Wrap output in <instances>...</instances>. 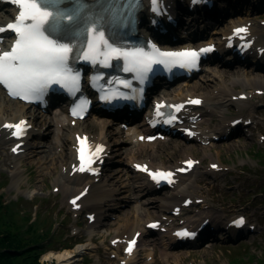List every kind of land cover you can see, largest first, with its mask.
Wrapping results in <instances>:
<instances>
[{
	"label": "rangeland",
	"instance_id": "374dc122",
	"mask_svg": "<svg viewBox=\"0 0 264 264\" xmlns=\"http://www.w3.org/2000/svg\"><path fill=\"white\" fill-rule=\"evenodd\" d=\"M230 7L231 5H228L225 8L229 9ZM245 15L256 21V26H260V29L263 28L262 33L264 34V8L251 10L244 15H236L234 19ZM223 25H219L217 28ZM220 70L226 73L247 71L237 67ZM200 78H195L187 84L196 88L197 92H205L216 89L222 83L221 80L211 78L208 87H205V79ZM223 79L225 83L230 82L227 76H224ZM182 84L183 82L175 84L173 88H177ZM168 88H172V86ZM206 88L208 89L205 90ZM233 88L237 92L242 91L240 85H234ZM222 99L225 100V96L222 95ZM219 100V98L216 99V101ZM253 102L254 104H264V99L254 100ZM244 107L245 105L240 106L234 103L229 106L225 105L202 126H217L220 120L229 115L237 114V111L243 110ZM256 115L259 118L257 124L247 135L234 137L223 142H212L208 147L172 139L167 142H158L152 149L148 150L152 155L144 154L142 157L166 165L183 158L184 154H191L199 158L202 166L194 171L196 173L195 180L191 186L187 187L186 192L203 196L206 205L221 214L244 213L248 218L258 221L263 228L260 231L251 233L244 241L241 240L234 245L212 244V247H201L190 254L179 251L178 253H182V255H180L181 258L178 261H174L172 257L167 259L168 262L163 260L160 248L156 244L157 240L152 243H150V239L144 240L145 245L155 244L153 260L147 264H231V262L232 264H264V172L256 164V159L259 158L260 153L257 150H264V106L257 109ZM44 122L38 125V129L45 126ZM91 129L97 132L96 128L91 127ZM114 134L116 133L113 132L112 135ZM43 136V139H32V143L50 146L45 150L43 149L42 154H50V150L53 148L56 155H58L52 169L46 173H43L37 163V158L40 155L27 156L25 152L24 157L19 162L21 163V174H19L18 181L14 182L10 175L14 159L9 153V147L6 145L0 150V202L3 207V209H0V214L4 215L7 221L12 219L11 223L21 229L24 239L28 242L40 241L44 239L41 238L43 236L48 237L47 240H42L41 243L44 253L41 255L37 250L26 256V261H34L35 256L40 254V264H55V259L47 258L49 254L70 250L68 248H73L75 244L87 243L88 231L92 228L83 214L75 217L74 212L68 208L66 203L68 194L61 189L55 191L54 180L61 172L62 167L68 165L67 153L65 150L61 151V148L54 146L53 134L44 133ZM124 145L126 146V144ZM208 161L221 163L225 170L218 173H205L203 167L206 166ZM125 164L127 163L124 160L120 161L115 158L114 165L106 168L105 178H108L105 184L109 186L108 188H115L117 191V194L112 196L113 202H106V205L116 208L108 212L112 214H110L112 218L110 221H105L102 227L96 226L92 245L97 247L91 253L88 252L81 256V264H117L116 259L109 257L112 253L107 247L109 239L114 235L129 232V222L141 217L135 216L138 202L121 203L129 199L126 198L129 194L124 192L125 188L121 184L123 178L121 175L116 176V173L122 168V173H127L128 170L125 169ZM29 225L34 226L31 232L29 231ZM75 232L78 233L73 235ZM94 251H96V255H94ZM144 257L140 254V257H138L140 259L139 264H143L142 259Z\"/></svg>",
	"mask_w": 264,
	"mask_h": 264
},
{
	"label": "snow or ice",
	"instance_id": "6c2138e0",
	"mask_svg": "<svg viewBox=\"0 0 264 264\" xmlns=\"http://www.w3.org/2000/svg\"><path fill=\"white\" fill-rule=\"evenodd\" d=\"M12 2L18 6L17 14L12 22L0 25V31L6 28L13 30L16 35L10 49L0 51V82L7 86L13 96L29 101L42 99L49 91V86L55 84L70 92L76 88L80 73L72 66L74 59L90 60L93 63L99 60L101 64H108L112 57L123 58V70L131 71L143 82L154 63L159 62L166 68L171 64L193 67L199 52L206 50L161 51L150 41L148 42L150 50L142 47H121L115 36L109 35V32L115 33L119 23H126L133 18L135 10L140 6V0H12ZM151 4L152 10L159 12L160 0H151ZM2 39L3 37H0V40ZM210 47L211 45L208 46ZM117 82L126 84L123 80ZM192 103H199V100H193ZM78 109L83 111V103L73 107V115L77 114ZM25 123L21 120L15 125L6 126L16 128L15 134L20 135L21 125ZM81 144L83 145V141ZM101 149L102 146L97 147V151ZM80 160V170L83 171L85 167L83 146L80 149ZM87 163L91 164L92 160L88 159ZM185 163L191 166L193 161L189 159ZM136 167L149 171L155 180L171 177V172L149 170L141 164H137ZM242 219L240 218L238 222H242ZM134 244L135 241H131L127 250L131 251Z\"/></svg>",
	"mask_w": 264,
	"mask_h": 264
},
{
	"label": "bare ground",
	"instance_id": "6f19581e",
	"mask_svg": "<svg viewBox=\"0 0 264 264\" xmlns=\"http://www.w3.org/2000/svg\"><path fill=\"white\" fill-rule=\"evenodd\" d=\"M9 10H10L9 8H4V13H0V20L7 18V15L9 14ZM242 22L243 21H241V19H238V20L229 19L228 22L224 26L219 28V30L217 31L214 30L209 34H205L206 31H204L202 32L201 36L195 37V41L200 40L202 37L207 38L206 40L208 41L217 40L219 35L229 33L230 28L232 26H237L239 23H242ZM252 36H253V39H256V41H262V39H264V35L257 34V32H254ZM262 44H264V42ZM200 76L201 78L205 79V82H204L205 87H208V82L211 80V78L221 80L222 83L219 85V87H217V92L211 98L208 97L206 94L204 96L202 95L203 96V106H202L203 110L197 111L198 117H201V116L203 117L205 114H207L208 109L210 107L213 106L214 108H217V106H219V102H216L214 100L219 98L220 94L228 93V95L230 96L237 94V93H234V88L232 87L234 85L241 86L242 88L241 93L246 92V91L248 92L250 90L252 91V93H255L254 91L256 90H264V77H262L261 75L254 74L250 70H247L246 72H239V73H236V72L226 73L218 69L217 66H212V67L208 66L203 69V73ZM224 76H227L228 80H230L229 83L224 82V79H223ZM192 88L193 87L189 84H182L176 89L171 90L172 92L175 90L172 97L184 99L186 96L194 93ZM164 94L168 95V93H164ZM242 102L244 101H240V99L236 101V103H242ZM64 113H65V110L63 107L57 108L55 112H53L52 114L53 118L50 119L49 123L51 127L53 128L52 131L54 135H53L52 141H53L54 146L59 147V148L61 147L63 151L64 150L66 151L67 153L66 157L68 160V164L72 165L74 164V153L70 146L73 143V134L74 132H77L79 129H82L83 126H81L80 124L79 127L76 126L72 128L68 126L67 124H65ZM210 114L211 112H209L207 115H210ZM36 118H37V115H35L34 112H31L28 107H26L23 104L10 100L8 97L4 96L3 93L0 91V126L5 121L15 122V121H19L22 119L28 120L30 123L34 124V122L36 121ZM191 118H193V115H188L187 119H191ZM94 120L96 121V123L98 122V127L100 129L98 132L99 138L108 139L110 135L106 133V130H108L107 127H108L109 122L106 119L101 118L99 116H94ZM0 131H1L0 133V150H1L6 145L10 144L12 140L10 139L8 132L3 131V130H0ZM63 131L66 132L65 135L62 133ZM38 136H39V132L31 131L30 139L25 140L26 142L24 146L22 147L21 155H18L13 158L14 159L13 166H12V169L10 170V175L14 182L18 181L19 174H21V170H20L21 163L19 162L21 161V158L24 157L25 152L27 156H32L34 154L40 155L37 158V161H38L37 163L39 164V167L41 168L43 173L49 172L52 169L53 163L55 162V160H57L58 155H56V152H54L53 148H51L50 154L45 155V154H42L41 151H43V149L45 150V148H49L50 146H46L42 144L37 145V143H32V139ZM130 138L132 139L133 137L130 136ZM128 141L130 144L134 145L131 142V140H128ZM14 144L15 142L12 143L11 147ZM140 145H144V144H140ZM64 147H66L67 149L66 148L64 149ZM117 152H118V155L120 156L122 155V153H124V156L120 157V161L125 160L126 158L128 161L134 160L133 159L134 154L132 150L128 151V150H124L123 148L116 147L115 153ZM144 152L145 150L142 149V153ZM185 159L186 157L184 158V160ZM210 162H213V161H210ZM58 163H60V161H58ZM63 170L64 169L62 167L61 172L57 175V177L54 180L53 186L56 189H61L62 191H65L68 194V198L73 197L76 193H78L80 191L79 189L80 187L83 186L84 188L85 186H88V184L90 186L87 191V194L83 196L74 206H71L70 208L71 209L73 208L74 210L90 209L92 211H96L94 208L96 207V209L98 210L97 211L98 214L97 212H95V214L98 215L96 223L99 222L100 224L101 223L103 224L105 221H107V219L110 217L107 214V211L109 209H105V205H103V203L109 198L110 199L112 198L114 194L113 191H112L113 194H111V192L107 190H102L101 194L96 193L98 190L101 189L99 187L100 185L99 183H93V182L85 183L86 180L82 177V175L73 174L70 176V171L68 169L66 170V172ZM119 172H122V170H119ZM129 182H130V178L124 175L123 182H122L124 184L123 186L125 188H128V190H130V188L135 190L134 187L130 186ZM135 187L138 188V186H135ZM134 192H137V193L134 194ZM134 192L130 193L131 195L129 198H132L135 201H137L139 199L138 197L147 196L149 192L151 191L147 190L145 192V189H140V190L137 189ZM180 192H181V189L178 191L174 189L173 192L170 194V196L162 195L159 200H154L152 198L148 200L145 199V201L140 204L139 209L148 211V208H149L157 213L161 211V209L164 208L163 202L175 200L177 194ZM181 196L182 194L180 195V197ZM141 199L142 198H140L139 201H141ZM136 211L137 213H139L138 208H136ZM148 219H153V217L149 216L147 217V219H145V221H147ZM128 226L129 228L131 227L130 232L133 233L135 229H137L140 226V224L138 223L137 220H135L133 222L132 221L129 222ZM91 236L92 235L90 233L89 240L91 239ZM90 249H92L91 241H89L86 244H78L76 247L70 250H64L57 254L56 253L49 254L47 258L50 257V258L56 259L57 261L56 264H81L80 261H81L82 254L89 252ZM163 253L166 254L165 251H163ZM174 257L176 258L177 255L174 254Z\"/></svg>",
	"mask_w": 264,
	"mask_h": 264
},
{
	"label": "trees",
	"instance_id": "16d2710c",
	"mask_svg": "<svg viewBox=\"0 0 264 264\" xmlns=\"http://www.w3.org/2000/svg\"><path fill=\"white\" fill-rule=\"evenodd\" d=\"M0 209H3L1 202ZM11 222L12 219L7 221L5 216L0 214V264H40V256L44 253L41 243L42 240H47L48 237L43 236L41 238L44 239L40 241L28 242L24 239L21 229ZM33 227L29 225L30 232ZM37 250L41 255L37 254L34 261H26L25 257Z\"/></svg>",
	"mask_w": 264,
	"mask_h": 264
}]
</instances>
